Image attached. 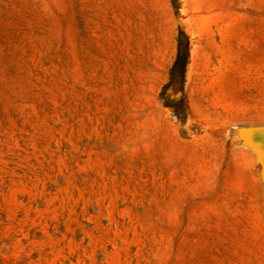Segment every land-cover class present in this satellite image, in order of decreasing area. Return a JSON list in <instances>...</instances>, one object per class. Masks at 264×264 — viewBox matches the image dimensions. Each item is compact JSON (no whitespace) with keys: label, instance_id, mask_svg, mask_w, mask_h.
<instances>
[{"label":"rangeland","instance_id":"rangeland-1","mask_svg":"<svg viewBox=\"0 0 264 264\" xmlns=\"http://www.w3.org/2000/svg\"><path fill=\"white\" fill-rule=\"evenodd\" d=\"M258 126L264 0H0V264H264Z\"/></svg>","mask_w":264,"mask_h":264},{"label":"trees","instance_id":"trees-1","mask_svg":"<svg viewBox=\"0 0 264 264\" xmlns=\"http://www.w3.org/2000/svg\"><path fill=\"white\" fill-rule=\"evenodd\" d=\"M189 59V46L185 35L181 34L179 38L178 54L171 71V80L165 90L166 99L172 101V106L177 111L182 109L179 102L183 97V85L185 77V69Z\"/></svg>","mask_w":264,"mask_h":264},{"label":"water","instance_id":"water-1","mask_svg":"<svg viewBox=\"0 0 264 264\" xmlns=\"http://www.w3.org/2000/svg\"><path fill=\"white\" fill-rule=\"evenodd\" d=\"M239 135L245 145L254 151L261 168V179L264 184V126L239 129Z\"/></svg>","mask_w":264,"mask_h":264}]
</instances>
